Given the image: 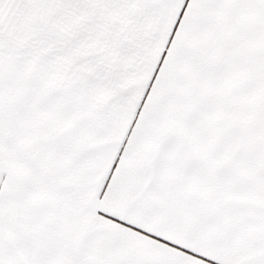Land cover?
<instances>
[{
  "label": "snow or ice",
  "instance_id": "6c2138e0",
  "mask_svg": "<svg viewBox=\"0 0 264 264\" xmlns=\"http://www.w3.org/2000/svg\"><path fill=\"white\" fill-rule=\"evenodd\" d=\"M0 264H264V0H0Z\"/></svg>",
  "mask_w": 264,
  "mask_h": 264
}]
</instances>
